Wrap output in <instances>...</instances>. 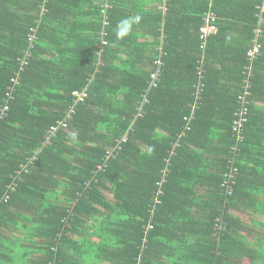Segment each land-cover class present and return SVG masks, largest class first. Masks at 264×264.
Returning a JSON list of instances; mask_svg holds the SVG:
<instances>
[{"label":"trees","instance_id":"16d2710c","mask_svg":"<svg viewBox=\"0 0 264 264\" xmlns=\"http://www.w3.org/2000/svg\"><path fill=\"white\" fill-rule=\"evenodd\" d=\"M263 5L0 0V264H264Z\"/></svg>","mask_w":264,"mask_h":264},{"label":"built area","instance_id":"2783aa9c","mask_svg":"<svg viewBox=\"0 0 264 264\" xmlns=\"http://www.w3.org/2000/svg\"><path fill=\"white\" fill-rule=\"evenodd\" d=\"M261 11H264V5L261 6L259 8ZM214 17V15H213ZM212 16L207 15V18H211V20H213ZM215 19V17H214ZM217 32V27L216 25L213 24V22H206V24L204 26H202L200 28V40L202 42L205 41V39L209 36V35H213ZM106 45V43L103 41L102 42V46ZM260 54V45L258 43H256V40H254L253 42V46L252 48L247 52V57H248V61H252L254 60L258 55ZM246 70L250 71V67H246ZM250 73V72H249ZM157 78V76L153 75V79L155 80ZM12 81H14V79H12ZM243 87L245 88L244 94L247 93V88L249 87V82H248V78H246L244 80V85ZM88 91L86 89H83L82 91H73L71 93V96L74 98V102L77 103H81L84 102V100L87 98L88 96ZM244 97H240V101L243 102ZM7 107H4L3 110H6ZM73 112V110H72ZM2 110H1V114H2ZM246 109L242 110V111H236L235 113V119L232 122L231 125V131H232V135H234V137L239 140L240 139V135L241 132L243 130V126L246 122ZM235 147L231 148V151L234 152Z\"/></svg>","mask_w":264,"mask_h":264},{"label":"crops","instance_id":"0c3cea01","mask_svg":"<svg viewBox=\"0 0 264 264\" xmlns=\"http://www.w3.org/2000/svg\"><path fill=\"white\" fill-rule=\"evenodd\" d=\"M260 24V22H258ZM256 108L261 110L262 112L260 114L261 117L259 118L258 122L255 124V126L253 127L254 131H261L262 134L259 136H262L264 139V103L258 102L256 104ZM261 140L259 142L260 144V150L262 152H264V140ZM253 180H254V195L258 196L259 199H261V193L264 192V183H262V180H264V176L260 173H257L256 176H252ZM244 221L249 229V232H245L244 236L245 237H250V233H255L256 235H258L259 238H263L264 239V228L260 229V228H255L254 226H256L257 224H259L258 226H262L264 227V215H262L257 208L255 209H251L247 212V215H245L244 217ZM264 241V240H263ZM247 262L246 259L244 260L243 263Z\"/></svg>","mask_w":264,"mask_h":264},{"label":"clouds","instance_id":"9594fccd","mask_svg":"<svg viewBox=\"0 0 264 264\" xmlns=\"http://www.w3.org/2000/svg\"><path fill=\"white\" fill-rule=\"evenodd\" d=\"M141 21L140 16H134L130 18H125L119 21L117 27H116V38L118 40L124 39L126 36L129 35V33L132 31L134 24H139Z\"/></svg>","mask_w":264,"mask_h":264},{"label":"bare ground","instance_id":"6f19581e","mask_svg":"<svg viewBox=\"0 0 264 264\" xmlns=\"http://www.w3.org/2000/svg\"><path fill=\"white\" fill-rule=\"evenodd\" d=\"M155 73H156V74H152V75H151V79H153V75L157 76V78H158V76H159V74H160V69L157 68Z\"/></svg>","mask_w":264,"mask_h":264},{"label":"rangeland","instance_id":"374dc122","mask_svg":"<svg viewBox=\"0 0 264 264\" xmlns=\"http://www.w3.org/2000/svg\"><path fill=\"white\" fill-rule=\"evenodd\" d=\"M244 264H247V262H245Z\"/></svg>","mask_w":264,"mask_h":264}]
</instances>
